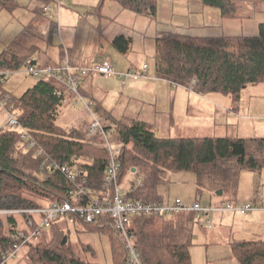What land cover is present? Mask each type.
Listing matches in <instances>:
<instances>
[{
	"label": "trees",
	"instance_id": "trees-1",
	"mask_svg": "<svg viewBox=\"0 0 264 264\" xmlns=\"http://www.w3.org/2000/svg\"><path fill=\"white\" fill-rule=\"evenodd\" d=\"M38 1L43 5L49 3ZM116 1L139 16L154 19L157 12L156 0ZM200 1L205 7L217 9L221 19H241L237 13L244 0ZM247 1L254 10L264 2ZM19 7L18 0H0V11L13 15ZM40 16L41 11L35 13L32 21L39 20ZM257 30L255 36L161 34L155 40L156 73L162 79L183 86L190 85L193 80L199 93L221 94L237 105L243 90L264 88V22L258 23ZM112 45L119 53L126 54L130 40L118 36ZM28 51L19 39L13 40L0 53V70L17 71L33 61ZM4 83L0 81V98L8 99L7 106L17 111L19 123L38 147L59 164L75 169L78 180L82 179L88 190L95 194L103 191L106 149L99 137L88 140L82 125H59L64 95L54 93H63L60 86L54 81L39 79L20 97H15L4 89ZM92 111L102 122L100 117L104 118L105 114L96 108ZM105 128L117 134L119 183L131 180L125 199L162 202L157 186L164 183L166 173L178 172L195 174L214 191L221 190V196L227 192L234 197L241 170L264 172V138H157L139 121L113 122ZM42 160L43 155L36 156L35 150H24L20 146L16 132L0 128V210L42 208L68 200L71 184L58 172L42 171ZM215 197L221 199L216 194ZM82 203L83 200L78 202ZM26 216L0 215V257L15 243L18 231H28ZM194 217L195 213L186 212L176 220L155 216L133 218L130 223L132 240L143 264H191L189 248ZM61 224L52 225L37 242L24 246L28 264H94L79 259L69 241L61 245L63 237L68 240L66 232H69ZM74 226L83 233L105 235L113 264H122L123 252L110 228L80 221ZM80 249L95 258L90 246L81 244ZM230 251L237 264H264L262 240L233 241Z\"/></svg>",
	"mask_w": 264,
	"mask_h": 264
},
{
	"label": "rangeland",
	"instance_id": "rangeland-1",
	"mask_svg": "<svg viewBox=\"0 0 264 264\" xmlns=\"http://www.w3.org/2000/svg\"><path fill=\"white\" fill-rule=\"evenodd\" d=\"M18 3L20 9L14 15H11L5 10L0 11V53L12 43L11 39H14V37L18 35V22L15 20L16 14L23 10L29 13L30 0H18ZM99 3H101L99 15L105 16V18L101 20L103 22L101 24L103 30L101 39L103 42L107 43L106 41H108L109 34L111 33V35H113L115 31H122L123 35L131 36L132 44L127 56H130L131 60H133L138 66L143 64H145L146 67L148 66L151 75H153L155 68L153 60L155 55V37H152L151 39L149 33L151 35H153V32L155 34L179 33L182 35L198 37L238 35L255 36L258 31V23L264 22V2L261 5H258L256 10H254L251 2L244 0L237 13L241 19H234L236 20L235 22L232 20V23H228V20L220 19L219 11L217 9L203 6L200 0H156V15L154 19L149 18L152 21V27L148 29L149 32H147V29H144L141 32L139 29L136 30V28H130L122 22L123 19L119 10L122 11L123 8L115 0H63L60 2L59 10L57 9V5H55L56 23L58 28L75 27L78 22H83V24H85L84 21L78 19V12L83 14L90 9V7H97ZM87 22L93 23L98 22V20L94 17H90ZM85 37L86 32L82 30V38L85 39ZM54 41L57 45L59 43L61 44V39L58 33L55 34ZM105 49L106 54L109 55L113 61L115 56V58H117V63L125 66L127 57H123L121 54L117 53L111 46ZM24 70L25 67L23 66L21 69L7 74L4 79V89L12 93L15 97H20L28 88H31L39 80V78H33L25 74ZM4 72L6 71L0 70V73ZM97 76H99V74ZM258 89L261 90L257 91V89H255L254 91L253 88H248L242 91L239 106H237L236 111L231 116V119H229L230 124L226 125L225 128L227 137L233 140L250 137L264 138V88L261 87ZM210 96V93L204 94L206 100L212 102ZM219 97L223 98L221 94H219ZM7 100L8 99L3 97L0 98L1 102L6 101L7 103ZM114 101L115 98L112 97L111 103ZM205 106H207V104L202 103L203 109H205ZM234 106L235 105H233V107ZM78 109L84 110L82 106H79ZM195 113L197 114L196 111ZM63 114L64 116H60L58 119V123L61 126H80V123L78 122L86 121L85 119H75L72 115H69L68 112H63ZM81 115L82 113H80V116ZM170 117L172 118L171 128L168 131L169 133L167 132L165 136L162 137L206 138L212 135H223L219 129H216V133L212 134V131L207 129L203 123L201 124V127L194 125L192 111H190L189 117L186 118L185 122L182 121L181 114L175 115L171 111ZM201 117L203 118L202 120H205V117L207 116L203 114ZM188 120L190 122H188ZM5 125V113L0 105V128L6 129ZM152 130L155 135H158L155 126L152 127ZM115 144H117V142H115ZM254 175L255 173L246 169L240 171L237 193L243 195H249L251 193L254 197H258L257 199L259 200L264 197V184H262L261 187L260 185L257 186L253 183V181L249 183L250 177H254ZM255 177L257 178V175H255ZM258 177L264 179V172ZM117 183L124 191V186L122 187L123 183H119V179H117ZM157 190L163 199H167V197L172 199L178 197L186 204L199 201L202 206L205 205L210 207H214L213 205L216 204V201L213 200V198L217 199L215 194L219 191H214L213 187L207 185L205 181L198 179L195 174L187 172L166 173L164 176V183L157 186ZM256 190L258 194H255ZM219 197L226 200L232 199L231 194H227V192ZM236 200L239 201V195ZM229 213L230 212L212 211L208 213L207 216L195 214L191 240L193 245L191 251L193 264H199L197 254L201 253L202 255L204 253V247L206 245L204 238H206V235L208 237L211 232L218 230L220 217H228L229 215L227 214ZM234 215L238 216V214ZM178 216L171 219L176 220ZM208 220L210 221L211 229L206 228V222ZM240 221L241 219L238 218L236 223H239ZM59 223L61 224V221ZM62 223L64 228H70V232H66L68 234L67 241H69L74 254L79 259L94 264H113L109 241L105 235L78 232L73 229V225L65 222ZM253 229L256 232L259 230L256 227H253ZM262 231L264 232V229H262ZM258 234L263 236L261 233ZM81 244L90 246L94 250L95 258L92 257V254L82 253L80 249ZM23 248L18 256L15 259L10 260L7 264H28L25 257V250Z\"/></svg>",
	"mask_w": 264,
	"mask_h": 264
},
{
	"label": "crops",
	"instance_id": "crops-1",
	"mask_svg": "<svg viewBox=\"0 0 264 264\" xmlns=\"http://www.w3.org/2000/svg\"><path fill=\"white\" fill-rule=\"evenodd\" d=\"M46 1L51 2V0ZM116 2L122 7L119 1ZM29 4V13L23 10L16 14V19L14 18L18 22V35L14 37V39H11V41L13 42V40L19 39L22 45L26 46V49L29 50L28 54L31 55V59L36 61V66L59 67L62 65L64 58L67 57L69 64L76 69L90 67L97 62L107 60L113 65L114 70L118 73H141L145 64L138 66L133 60H131L130 56H127L132 44L131 36L123 35L122 31H115L113 35H111V33L109 34L108 41H106L107 43L103 42L101 39L103 33L101 24L103 22L101 20H103L105 16L99 15V10L96 6L90 7V9L83 14L78 12V19L84 21L85 24H83V22H78L75 27L58 28L56 18L47 20L44 18L42 12L39 20L32 21L35 13H40L43 3L38 0H30ZM19 9L20 7L15 10L13 15ZM53 12H55V10ZM119 12L123 19L122 22L130 28H136V30L139 29L141 32L142 30L147 29V32H149L148 29L152 27V21L148 17L136 15L124 8L122 11L119 10ZM90 17L96 18L98 22H87ZM228 21V23H232V20ZM235 21L236 20L233 22ZM51 28L54 29L53 32ZM82 30L86 32L85 39L82 38ZM56 33H58L61 39V44L59 43L58 45L55 44L54 41ZM159 35L161 34H155L153 32V35H151L149 33L150 38L152 39V37H155V40ZM118 36H124L126 39L130 40V47L126 54L119 53L112 45V41ZM109 46L123 57H127L125 66L117 63V58H115V56L113 61V59L106 54L105 48ZM97 75L98 74H89L81 78L79 80L78 90L87 100L93 101L92 110L96 108L98 111L105 114L104 118L100 117L104 121L102 122L105 127L110 126L113 122L129 123L131 121H139L145 123L151 132H153L152 127L155 126L158 135H155V133L153 134L157 136V138H160L165 136L171 128V111L175 115L181 114L183 122L186 121V118L189 117L190 111H192L194 125L201 127V124L203 123L207 129L212 131V134H215L216 129H219V131L223 133L222 136H227L225 130L226 125L230 124L229 119H231L237 106H239V102L236 105L230 98L223 95V98H220L219 94H211L210 99H212V102H209L204 97V94L198 92L197 86H183L162 79L157 75L155 68L153 75H151L148 66L146 67V72L143 76L129 79L125 84H123L122 80L117 76L107 77ZM58 85L64 94L63 106L60 109L61 116H64L63 112H68V114L72 115L75 119H85V122H78L83 127L88 125L91 117L87 110H79V106H74L73 95L66 92L64 86H61L60 84ZM255 89L256 88H253L254 91ZM112 97L115 98V101L111 103ZM202 103L207 104L205 109L202 108ZM233 105L235 106L233 107ZM80 113H82L81 116ZM203 114L207 116L205 117V120H202L203 118L201 116ZM106 116L109 117V120L105 119ZM188 122L190 121L188 120ZM222 136L212 135L209 137ZM255 175H257V178ZM255 175V178L253 176L250 177L249 183L253 181L257 186L260 185L262 187L264 179L258 177L261 176V174L255 173ZM130 181V179L128 181L126 180L122 184V187L124 186V194L131 186ZM257 190L255 191V194H258ZM238 195L239 201L236 200ZM231 198L232 199L229 200L213 198V200L216 201V204L213 206L227 202L243 204L250 200H257L258 197H254L251 193L249 195H243L236 192V196H231ZM173 199L169 197L163 199L162 197L163 202H169ZM227 215L229 216L220 217L218 230L211 232L208 237L206 235V238H204L206 242L204 253L202 255L201 253L197 254L199 264H237L236 260L231 255L230 243L237 240L264 241V232L262 231V229H264V212L255 211L245 216H235L232 213ZM238 218H240L241 221L236 223ZM61 225L62 228H64L63 224ZM253 227L258 228L259 230L256 232ZM206 228L211 229V224L210 227L206 225ZM73 229L77 231L78 227L74 226ZM65 230H70V228L67 227ZM258 233H261L263 236ZM192 246L193 245L189 248L191 264H193L191 253Z\"/></svg>",
	"mask_w": 264,
	"mask_h": 264
},
{
	"label": "built area",
	"instance_id": "built-area-1",
	"mask_svg": "<svg viewBox=\"0 0 264 264\" xmlns=\"http://www.w3.org/2000/svg\"><path fill=\"white\" fill-rule=\"evenodd\" d=\"M61 1L63 0H51V2L42 6L41 12L45 19L56 18V13L53 11L55 10V5H57L59 10ZM24 67V73L33 78L54 81L64 86L66 92L73 95L74 106H82L89 113L91 118L88 125L84 127L85 136L88 140L99 137L107 152L102 182L103 191L95 194L88 190L84 187L83 180H78V173L75 169L59 164L42 148L38 147L33 137L19 123L17 112L12 107H8L6 101H0L5 113V128L19 135L20 146L24 150H35L36 156L43 155V160L40 164L42 171L49 173L58 172L71 184V188L68 191V200L66 201L53 202L42 208L0 210V215L26 214L25 224L28 229L27 232L18 231L16 233L15 243L1 255L0 264H7L10 260L15 259L24 246L37 242L52 225L60 221L73 226L79 221L96 227L107 226L121 246L123 252L122 264H143L140 253L132 240L130 223L133 218L155 216L168 219L186 212L202 215H207L212 211L230 212L240 216H245L255 211L264 212V197L259 200H250L241 205L227 202L214 207L202 206L198 201L186 204L179 198H174L169 202H144L142 200L125 199V194L117 183L119 174V163L117 161L119 147L115 144L117 142V134L114 130L103 126L101 120L92 111L93 101L87 100L80 94L78 84L81 78L89 74H99L107 77L117 76L125 84L129 79L143 76L146 72L145 65L140 74L136 72L118 73L107 60L97 62L90 67L76 69L69 64L68 58L65 57L59 67H38L29 63H26ZM13 72L0 73L2 77L0 81L4 82L6 75ZM195 85V81L192 80L190 87ZM54 94L62 96L63 93L57 91ZM82 200L84 204H78ZM31 215L37 216L38 219L34 220ZM35 221L37 223L36 226H34ZM206 225L210 227L209 220Z\"/></svg>",
	"mask_w": 264,
	"mask_h": 264
},
{
	"label": "water",
	"instance_id": "water-1",
	"mask_svg": "<svg viewBox=\"0 0 264 264\" xmlns=\"http://www.w3.org/2000/svg\"><path fill=\"white\" fill-rule=\"evenodd\" d=\"M29 64L32 65V66H35L36 65V61H31V62H29ZM0 65H1V63H0ZM217 195H219V196L222 195V191L219 190L217 192ZM66 241H67V237H63L61 245H64L66 243Z\"/></svg>",
	"mask_w": 264,
	"mask_h": 264
}]
</instances>
